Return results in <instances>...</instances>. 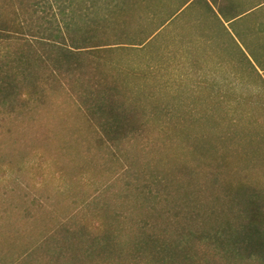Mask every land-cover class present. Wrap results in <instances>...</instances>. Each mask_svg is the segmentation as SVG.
<instances>
[{"label": "trees", "instance_id": "obj_1", "mask_svg": "<svg viewBox=\"0 0 264 264\" xmlns=\"http://www.w3.org/2000/svg\"><path fill=\"white\" fill-rule=\"evenodd\" d=\"M67 1L72 5L73 0ZM189 1L183 0L152 33L182 13ZM138 2L116 0L115 9L103 17L80 12L76 14L78 23L70 6V15L49 38L35 35L42 31L33 32L21 13L27 12L22 0L6 3L5 11L10 15L0 17V113L32 116L45 110L51 99L57 101L63 95L73 100L87 120L95 136V150L112 156L116 163L109 180L76 207V228L68 227L74 218L67 219L59 228L43 233L39 244L34 240L13 264H41L45 255L49 264H264V180L254 176L255 166H264V161L257 156L256 164L240 167L234 144L243 138L246 144L242 150L248 154L257 142L229 129L235 124L203 138H191L186 132L189 120L184 119L180 134L190 142L196 157L190 167L172 164L160 171L150 165L138 170L128 160L127 145L135 138H144L149 118L139 98H131L127 78L143 79L153 74L154 65L147 74L127 68L119 45L130 36L122 23L110 22L112 17L125 21L130 16L127 9ZM201 2L210 9L212 23L226 32L224 22L234 23L258 6L236 12L231 7L234 0H200L198 4ZM105 3L110 7L111 2ZM246 24L247 33L257 43H247L245 32L237 28L236 40L233 35L231 39L259 74L256 67L264 71V15ZM262 98L260 115L253 117L248 109L243 112L248 122L264 125ZM251 99L242 97L238 102L249 107ZM200 119L193 121L200 123ZM263 135L258 139L261 144ZM78 173L82 177L87 171ZM61 233L64 242L48 251L47 246L58 241Z\"/></svg>", "mask_w": 264, "mask_h": 264}, {"label": "rangeland", "instance_id": "obj_2", "mask_svg": "<svg viewBox=\"0 0 264 264\" xmlns=\"http://www.w3.org/2000/svg\"><path fill=\"white\" fill-rule=\"evenodd\" d=\"M22 1L27 12L21 13L33 32L42 31L35 35L47 38L58 33L71 7L75 16L88 12L103 17L117 4H113L116 0H73L72 5L67 0ZM107 1L112 3L110 7L105 5ZM182 1L140 0L134 8L127 9L130 16L125 21L112 17L110 22L122 23L126 26L124 32L130 36L119 45L127 68L147 74L151 73L149 66L154 65L153 74L143 79L127 78L131 98L134 101L139 98L149 118L144 138H135L127 145L129 162L138 170L150 165L160 171L172 164L192 166L196 162L192 145L180 134L186 118L189 120L186 132L191 138H203L220 127L235 124L229 129L257 142L248 154L242 150L246 144L243 138L234 144L240 167L256 164L257 156L264 161V144L258 140L264 134V125L248 122L243 115L246 109L253 117L261 113L258 104L260 96L264 100V71L255 66L257 74L231 39L233 35L236 40L234 28H237L245 32L247 43H257L247 33L246 23L251 25L264 15V0H234L231 7L236 12L258 6L234 23L224 22L228 32L212 23V13L205 3L190 0L182 13L152 33ZM7 2L0 0L1 18L10 15L5 11ZM242 97L252 98V105L242 107L238 102ZM58 99H51L45 110L32 116L0 113V264H13L34 240L39 244L43 233L47 235L67 219L74 218L68 227L76 228V207L89 200L96 187L109 180L116 170L112 156L95 150L94 133L73 100L63 95ZM195 118H201L200 123H194ZM79 170L87 173L80 177ZM255 172L254 176L264 180V166H255ZM91 174L94 179L87 178ZM95 207L92 205V209ZM63 234L47 246L48 251L64 242ZM40 260L41 264H49L47 255Z\"/></svg>", "mask_w": 264, "mask_h": 264}]
</instances>
